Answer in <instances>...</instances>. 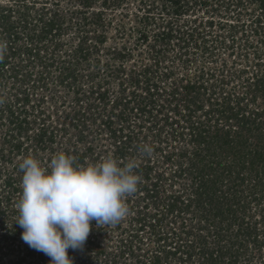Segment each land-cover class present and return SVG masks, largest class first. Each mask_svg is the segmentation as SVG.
Returning <instances> with one entry per match:
<instances>
[{"label": "rangeland", "instance_id": "1", "mask_svg": "<svg viewBox=\"0 0 264 264\" xmlns=\"http://www.w3.org/2000/svg\"><path fill=\"white\" fill-rule=\"evenodd\" d=\"M0 41V264L50 260L14 220L21 158H116L120 120L156 199L73 264H264V0H0Z\"/></svg>", "mask_w": 264, "mask_h": 264}, {"label": "clouds", "instance_id": "2", "mask_svg": "<svg viewBox=\"0 0 264 264\" xmlns=\"http://www.w3.org/2000/svg\"><path fill=\"white\" fill-rule=\"evenodd\" d=\"M5 51L6 42L0 41V58ZM138 152L147 156L152 148L144 143ZM18 167L21 194L14 220L23 241L48 256L49 264H73L69 250L84 247L92 221L97 226L116 225L126 218V198L138 191L141 181L136 159L121 162L112 156L84 164L60 151L47 164L24 156Z\"/></svg>", "mask_w": 264, "mask_h": 264}, {"label": "built area", "instance_id": "3", "mask_svg": "<svg viewBox=\"0 0 264 264\" xmlns=\"http://www.w3.org/2000/svg\"><path fill=\"white\" fill-rule=\"evenodd\" d=\"M154 87H156V86L150 85V86H147V89H145V90L148 92L151 89V91H152L154 89ZM126 101L127 100H124V102H126ZM117 113H119V112H117ZM121 113H123V110L121 111ZM105 123L106 124L109 123V117L105 118ZM123 123H124L123 120H120V123L117 124L118 125V127H117L118 129L117 128H112L113 132L117 133L115 135V138H118L116 143H114L112 145L113 148H114L113 149L114 152L112 154H114L116 156L117 160L121 161V162H124L125 160L129 159V156H125V154L123 152H125V153L129 152V153H131L130 155H132L134 157V155L136 154L135 153L136 146L138 145V147H139L140 143L141 144L145 143L143 140L141 142H138L136 140V141H134V143L129 142V145L131 147H129V145L126 147L125 146L126 144H124V143L127 140V137L125 135L121 136L120 135V130H119L120 128L123 127ZM137 152H138V148H137ZM108 154L110 155L111 153L108 152ZM144 159L146 160L145 164H141L142 162L140 160H137V168L135 169V171L141 176V181H140V183L138 185V191L134 195H131V196L126 198V203H127L128 207H130L129 210H131L132 208L136 209L137 207L133 206L132 203L133 202H136V204L140 203V201H141L140 199H143V200H146V201H148L149 199L150 200H152V199L155 200L156 199V193H155L156 185H155V183H156L157 180L153 179L152 182L150 181L151 183L148 184V181L146 180V174H147L148 170L150 169V167H152V166H150V167L147 166L148 165L147 161L149 160V158H147V156H144ZM151 159H152V157H151ZM151 164H153V162H151ZM134 199H136V200H134ZM129 203L132 204V205L129 206ZM139 208L142 209L143 207L139 206ZM154 220L155 219H153V221ZM139 221H141L140 218H139ZM139 225H141V224L139 223ZM119 242H120V243H118L119 247L123 248V245H124L125 241L123 240V241H119Z\"/></svg>", "mask_w": 264, "mask_h": 264}, {"label": "trees", "instance_id": "4", "mask_svg": "<svg viewBox=\"0 0 264 264\" xmlns=\"http://www.w3.org/2000/svg\"><path fill=\"white\" fill-rule=\"evenodd\" d=\"M198 82H199V81H198ZM198 82H193V83L191 84L190 88L194 90V89H197V87H202V83H203V82H201V81H200L199 83H198ZM200 85H201V86H200ZM196 86H197V87H196ZM235 115H236V114H234V116H235ZM235 117H236V116H235ZM240 118H241V119H244L245 121L250 120L249 118H245V116H243V115H242ZM248 233L251 234V232H248ZM211 260L214 261V260L212 259V256H211Z\"/></svg>", "mask_w": 264, "mask_h": 264}, {"label": "flooded vegetation", "instance_id": "5", "mask_svg": "<svg viewBox=\"0 0 264 264\" xmlns=\"http://www.w3.org/2000/svg\"><path fill=\"white\" fill-rule=\"evenodd\" d=\"M148 197V196H147Z\"/></svg>", "mask_w": 264, "mask_h": 264}]
</instances>
